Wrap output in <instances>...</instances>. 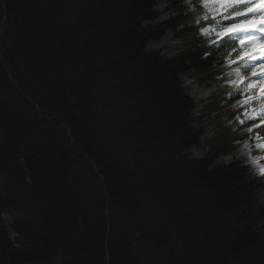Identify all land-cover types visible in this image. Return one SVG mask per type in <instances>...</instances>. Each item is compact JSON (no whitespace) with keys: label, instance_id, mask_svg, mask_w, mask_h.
<instances>
[{"label":"trees","instance_id":"16d2710c","mask_svg":"<svg viewBox=\"0 0 264 264\" xmlns=\"http://www.w3.org/2000/svg\"><path fill=\"white\" fill-rule=\"evenodd\" d=\"M4 5L0 95L11 87L8 72L22 94L12 87L0 99V264H264V222L254 211L264 176L211 167L233 152L229 137L242 128L209 139L206 157L184 154L201 129L178 77L194 70L206 84L237 49L232 33L217 48L218 36L204 41L188 27L177 34L190 37L187 49L169 60L143 46L182 23L181 9L143 31L146 0ZM241 19L199 29L218 35ZM239 99L231 91L227 105ZM41 114L67 127L72 144ZM262 118L246 126L264 137Z\"/></svg>","mask_w":264,"mask_h":264},{"label":"rangeland","instance_id":"374dc122","mask_svg":"<svg viewBox=\"0 0 264 264\" xmlns=\"http://www.w3.org/2000/svg\"><path fill=\"white\" fill-rule=\"evenodd\" d=\"M180 9L182 11L180 17L183 22L175 28L163 30L157 39H148L143 46L144 53L155 54L162 59L170 60L183 49H187L190 37L181 39L177 34L188 27L198 29L197 34L204 41L208 40L210 36H218L210 30V27L204 28L207 30V34L199 29L207 20L215 23L225 21L217 6L211 3L205 6L202 0H175L172 2L168 0H146V5L140 15L141 29L143 31L161 29L178 16ZM217 38L220 40V36ZM236 45L238 56L241 54V50L247 52L261 47L259 40L255 44L242 46L237 39ZM205 57L207 56L205 55ZM222 61L223 65L212 70L207 83L204 85L199 84L193 78L194 70H189L178 77L183 95L192 101L193 110L191 114L193 119L201 129L199 144L188 149L185 155L193 159L206 157L210 150V146L207 145L209 139L222 133L224 129L235 131L242 128L239 129L238 134L229 137V140L236 139V141L231 142L233 152L213 160L212 168L237 164L245 168L247 174L264 176L260 174L261 168H264V150L259 147V144L264 143V141L258 139L261 137L258 134L250 133L248 131L250 127L246 126L249 122L264 117V95H262L264 93V80L253 78L252 68H248L246 72L242 68L233 67V64L229 62V57ZM237 71L240 75H237ZM256 71L264 75L258 66ZM249 83L252 84L251 87H249ZM231 91L239 94L240 99L228 106ZM259 103L260 107L256 110L254 107L258 106ZM206 108L214 111V113L207 114ZM256 200L254 211L261 218L258 226L262 228L264 222V204L262 203L264 201L260 200L259 197Z\"/></svg>","mask_w":264,"mask_h":264},{"label":"snow or ice","instance_id":"6c2138e0","mask_svg":"<svg viewBox=\"0 0 264 264\" xmlns=\"http://www.w3.org/2000/svg\"><path fill=\"white\" fill-rule=\"evenodd\" d=\"M202 2L205 6L209 3L217 6L225 20H234L235 18L243 17L239 24L233 22L223 33H218L220 40L214 43L217 48L221 47L222 42H227L223 41V36H227L229 33H232L229 39L232 41L239 39L242 46L255 44V42L259 40L261 43L259 49H253L247 52L241 50V54L237 59L232 60V53L238 51L233 47L232 52H230L228 56L230 64H236L237 68L242 67L245 71L248 68H252V77L257 80H264V75L256 71V67L258 66L260 72L264 73V36L260 35V33H264V0H202ZM257 17L260 18L257 19ZM202 31L207 34L206 29H202ZM235 33H240L241 35L238 37ZM205 55L207 56L209 53ZM238 61H243V63H238ZM237 75H239V71H237ZM251 86L252 84L249 83V87ZM262 95H264V93H262ZM241 123H243V121H241ZM262 123H264V118H262ZM254 127H260V125H255ZM248 131L251 133L253 128H249ZM258 139L264 140V137H258ZM259 147L264 150V143H260ZM260 174L264 175V168H261Z\"/></svg>","mask_w":264,"mask_h":264},{"label":"water","instance_id":"95a60500","mask_svg":"<svg viewBox=\"0 0 264 264\" xmlns=\"http://www.w3.org/2000/svg\"><path fill=\"white\" fill-rule=\"evenodd\" d=\"M1 1V5H2V17H1V22H0V43H1V38H2V35H3V27H4V25H5V23H6V10H5V5H4V0H0ZM0 61H1V64L3 65V67L7 70V68H6V66H5V64H4V62H3V60H2V58L0 57ZM8 71V70H7ZM7 76H8V79H9V81H10V84H11V87H6V88H4L3 90H2V92H1V95H0V99L2 98V96H3V94L7 91V89H9V88H12V87H14V88H16L17 90H18V92L20 93V94H22V92L19 90V88H18V85L15 83V81L11 78V76H10V74H9V72L7 73ZM24 96V95H23ZM30 101V103L31 104H33L34 105V102L32 101V100H29ZM36 107V106H35ZM41 116L43 117V118H45L47 121H55V122H57V123H59L61 126H62V128L64 129V130H66V132H67V135H68V137L70 138V145L72 144V138H71V134H70V130L67 128V127H65L64 125H62L61 123H60V121H58L55 117L54 118H48V117H45L44 115H42L41 114ZM74 151V150H73ZM75 153H78L77 151H74ZM188 151H185L184 153H187ZM81 155H83L84 156V158L89 162V164L92 166V169H93V172H94V174L101 180V182H103V177L99 174V171H98V169H97V167H96V165L94 164V162H92L90 159H88L87 157H86V155L85 154H83V153H80ZM213 165H211V167H212ZM210 167V168H211ZM105 206H106V210H105V217H106V219H107V224H109V222H108V199H107V197H106V189H105ZM108 233V232H107Z\"/></svg>","mask_w":264,"mask_h":264},{"label":"bare ground","instance_id":"6f19581e","mask_svg":"<svg viewBox=\"0 0 264 264\" xmlns=\"http://www.w3.org/2000/svg\"><path fill=\"white\" fill-rule=\"evenodd\" d=\"M230 34V33H229ZM234 65V64H233ZM240 75V74H239ZM255 122V121H254Z\"/></svg>","mask_w":264,"mask_h":264},{"label":"clouds","instance_id":"9594fccd","mask_svg":"<svg viewBox=\"0 0 264 264\" xmlns=\"http://www.w3.org/2000/svg\"><path fill=\"white\" fill-rule=\"evenodd\" d=\"M185 154V153H184Z\"/></svg>","mask_w":264,"mask_h":264}]
</instances>
